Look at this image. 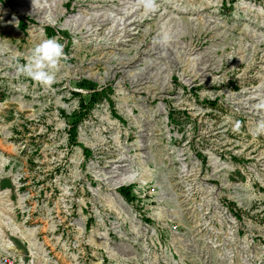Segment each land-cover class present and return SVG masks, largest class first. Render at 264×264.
<instances>
[{
    "label": "rangeland",
    "instance_id": "rangeland-1",
    "mask_svg": "<svg viewBox=\"0 0 264 264\" xmlns=\"http://www.w3.org/2000/svg\"><path fill=\"white\" fill-rule=\"evenodd\" d=\"M12 1L0 264H264V0ZM49 37L64 57L44 86L17 65Z\"/></svg>",
    "mask_w": 264,
    "mask_h": 264
},
{
    "label": "clouds",
    "instance_id": "clouds-1",
    "mask_svg": "<svg viewBox=\"0 0 264 264\" xmlns=\"http://www.w3.org/2000/svg\"><path fill=\"white\" fill-rule=\"evenodd\" d=\"M142 5L146 12L155 11V0H142ZM167 39V35L162 33L161 41L166 42ZM63 57V45L55 37H49L41 40L32 48L26 62L23 65H17V72L41 85L50 86L55 81L54 71L50 69H55L58 61ZM257 107L264 108V100L260 101ZM262 133H264V120L257 124L253 134Z\"/></svg>",
    "mask_w": 264,
    "mask_h": 264
},
{
    "label": "trees",
    "instance_id": "trees-1",
    "mask_svg": "<svg viewBox=\"0 0 264 264\" xmlns=\"http://www.w3.org/2000/svg\"><path fill=\"white\" fill-rule=\"evenodd\" d=\"M6 3L9 5V6H13V1L12 0H5ZM33 22L32 19L30 18H20L19 19V26L22 28V29H25L26 26H27V22ZM44 30H45V33L47 36H51L55 30L54 28H52L51 26H45L44 27ZM59 33H61V31L58 30ZM66 33V32H65ZM80 87L82 88H86V89H91L92 92L90 94V100H89V104L92 105L99 97V95L101 94L100 91L98 90H95V83L93 81H90V80H86V79H82L79 83ZM81 107L82 108H85L87 107V105H85L83 102L81 103ZM83 115L82 111L80 112V116L81 117ZM77 122L78 120H75L73 121L72 123V127L70 128L69 130V139L72 143H76V136H77V131H76V125H77ZM82 149H83V152L85 154L86 157H88L91 153V150L88 148V147H83L82 146ZM118 192L121 196H123L126 200L128 201H132L133 200V197L131 196V192H130V188L128 186H120L118 188Z\"/></svg>",
    "mask_w": 264,
    "mask_h": 264
}]
</instances>
